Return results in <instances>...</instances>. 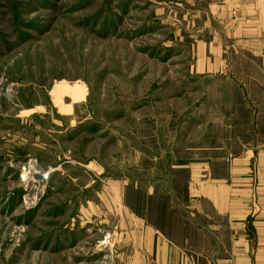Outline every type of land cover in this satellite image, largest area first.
I'll use <instances>...</instances> for the list:
<instances>
[{
	"label": "rangeland",
	"instance_id": "1",
	"mask_svg": "<svg viewBox=\"0 0 264 264\" xmlns=\"http://www.w3.org/2000/svg\"><path fill=\"white\" fill-rule=\"evenodd\" d=\"M255 1L0 0V264L184 237L192 174L225 173L254 110Z\"/></svg>",
	"mask_w": 264,
	"mask_h": 264
},
{
	"label": "crops",
	"instance_id": "2",
	"mask_svg": "<svg viewBox=\"0 0 264 264\" xmlns=\"http://www.w3.org/2000/svg\"><path fill=\"white\" fill-rule=\"evenodd\" d=\"M255 6L258 14L251 17V27L257 32L248 44L254 47L249 52L261 56L264 0H256ZM256 68L258 74L248 76L242 86L254 110L250 106L247 127L243 123L240 153L225 159L220 176L210 162L200 174H192L194 205L186 211L190 222L183 228L184 237L163 233L147 242L146 264H264V63ZM234 143L229 150L235 149Z\"/></svg>",
	"mask_w": 264,
	"mask_h": 264
}]
</instances>
